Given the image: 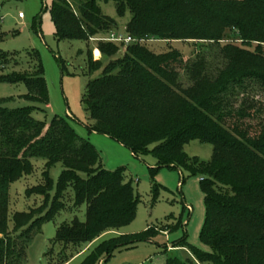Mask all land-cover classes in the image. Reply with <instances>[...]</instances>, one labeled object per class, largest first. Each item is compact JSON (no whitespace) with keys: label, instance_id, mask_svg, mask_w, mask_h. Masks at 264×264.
Returning <instances> with one entry per match:
<instances>
[{"label":"trees","instance_id":"trees-1","mask_svg":"<svg viewBox=\"0 0 264 264\" xmlns=\"http://www.w3.org/2000/svg\"><path fill=\"white\" fill-rule=\"evenodd\" d=\"M110 1L120 17L130 11L129 37L213 42L222 59L221 69L209 68L206 58L185 67L192 85L183 88L178 73L171 71L178 63L176 55L157 56L131 43L115 58L126 44L103 40L96 42L106 63L88 53L90 73L102 70L83 98L92 120L89 132L114 140L135 156L151 153L158 161L155 170L187 169L203 177L207 216L201 240L212 251H200L184 237L178 247L188 249L192 258L167 256L165 250V264H264V123L255 122L262 109L248 101L234 108L230 99L237 88L245 90L251 82L264 89V48L252 50L253 42L264 44V0H81L79 18L68 0H54L51 15L57 38L89 43L117 30L116 21L100 7ZM233 36L241 46L221 44ZM11 59L0 54V82L24 81V99L48 106V85L38 56L32 72L4 74ZM193 141L213 146L208 164L187 155L185 147ZM35 160L45 161L43 183L26 194L43 202L10 216L11 186L34 174ZM56 165L63 171L55 185L50 172ZM69 190L74 208L87 206L86 220L63 224L55 244L81 251L135 220L138 197L123 169H104L98 150L81 139L67 119L56 117L48 126L34 119L32 108L10 109L0 100V264L25 263L34 236L67 209ZM156 231L104 240L80 264H105L117 249L149 242ZM71 259L62 255L56 263Z\"/></svg>","mask_w":264,"mask_h":264},{"label":"rangeland","instance_id":"rangeland-1","mask_svg":"<svg viewBox=\"0 0 264 264\" xmlns=\"http://www.w3.org/2000/svg\"><path fill=\"white\" fill-rule=\"evenodd\" d=\"M68 2L79 18L78 6L81 0ZM53 5L54 0H0V54L12 58L3 72L4 74L32 72L35 57L38 56L48 85L49 105L25 100L28 89L24 81L0 82V100L10 109L32 108L34 119L48 126L56 117L67 119L77 135L98 150L104 169L112 172L123 169L126 181L131 184L138 197V205L135 220L119 232L104 234L85 252L83 251L85 247L81 251L75 247L66 249L55 244L59 228L76 218L84 222L87 213L86 205L74 208V194L69 190L64 199L67 209L60 212L54 220L45 223L41 232L34 236L24 264H57L56 259L67 254L72 256L67 264H80L102 241L122 235H139L150 229L157 230L152 240L117 249L105 264H165L166 257L170 255L181 260L192 258L188 249L178 247V241L184 237L194 248L211 252L212 248L201 240L207 216L201 175H193L189 170L180 168L155 170L158 168V161L151 153L135 156L114 140L89 132L88 126L92 120L86 111L83 98L89 82L101 77L102 70L90 73L88 53L92 52L95 61L102 60L106 63L107 59H104L97 49L96 41L91 40L87 43L80 40H59L51 15ZM100 7L105 16L116 21L118 29L111 30L107 35H97L95 38L107 43V39L113 33L118 37H128L126 27L132 18L130 11L120 17L114 1L101 2ZM20 14H23L24 18H20ZM136 43L157 56L168 54L178 56V63L172 66L171 71L173 74L178 73V83L183 88L192 85L187 67L190 68L200 59L206 58L209 68L215 70L222 62L219 48L213 42L199 40L168 42L152 39L138 40ZM228 43L242 45V41L235 39L234 36L221 41L222 45ZM252 44V50L258 45L264 48V44L258 42ZM127 46H120L121 51L115 58L122 57ZM230 99L234 108H239L243 101L255 103L262 109L255 122L264 123V89H261L259 84L251 82L245 90L237 88L235 93L230 95ZM185 151L190 158L197 159L203 164H208L213 156V146L199 141L191 142L185 147ZM34 166L33 175L11 186L10 216L16 212L38 208L43 202L39 196L28 197L26 194L29 188L43 183L45 161L35 160ZM62 171L61 165L51 169L50 175L55 185ZM54 195L55 190L52 192V196ZM10 227L13 229L12 223ZM83 253H85L83 257L73 259Z\"/></svg>","mask_w":264,"mask_h":264},{"label":"built area","instance_id":"built-area-1","mask_svg":"<svg viewBox=\"0 0 264 264\" xmlns=\"http://www.w3.org/2000/svg\"><path fill=\"white\" fill-rule=\"evenodd\" d=\"M20 18H24L23 14H20ZM94 41H98V39H94ZM108 42H114V43H125L126 45H129L131 43H136L138 42V40L133 39L132 37H118L117 35H115L114 33L111 35V37L109 39H107Z\"/></svg>","mask_w":264,"mask_h":264},{"label":"crops","instance_id":"crops-1","mask_svg":"<svg viewBox=\"0 0 264 264\" xmlns=\"http://www.w3.org/2000/svg\"><path fill=\"white\" fill-rule=\"evenodd\" d=\"M91 245V244H90ZM90 245H88L83 251L85 252L86 250H87V248L90 246ZM84 254L85 253H83V254H78L77 256H75V258H73V259H76V257H78V258H81V257H83L84 256Z\"/></svg>","mask_w":264,"mask_h":264}]
</instances>
